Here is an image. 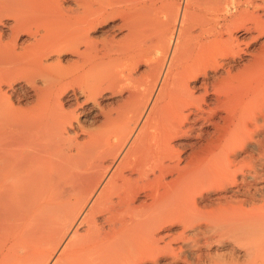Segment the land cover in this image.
<instances>
[{
    "label": "bare ground",
    "instance_id": "6f19581e",
    "mask_svg": "<svg viewBox=\"0 0 264 264\" xmlns=\"http://www.w3.org/2000/svg\"><path fill=\"white\" fill-rule=\"evenodd\" d=\"M172 12L0 0V264L175 262L212 227L264 264V14L244 41Z\"/></svg>",
    "mask_w": 264,
    "mask_h": 264
},
{
    "label": "rangeland",
    "instance_id": "374dc122",
    "mask_svg": "<svg viewBox=\"0 0 264 264\" xmlns=\"http://www.w3.org/2000/svg\"><path fill=\"white\" fill-rule=\"evenodd\" d=\"M209 2H213L214 6L203 0H193L190 3H187L185 0H172L173 12L171 18H174L175 12L178 10V14L180 15L177 16V22L183 20V27L185 29L184 34L186 37L193 39L196 37L211 35L213 33L222 34L224 37H227L230 32H227L226 28L228 26H233V35H236L240 40L247 41L251 35L256 34L254 27L257 14H264V2L262 0H209ZM215 3L218 6L215 5ZM117 23H119L118 19L107 22L101 27V29H99L100 31H97L96 36H101L99 38H102L110 32H114L117 37L121 36L124 31H118L117 29L112 28L113 25ZM176 27H178V23L176 24ZM222 30H224V34ZM254 46L252 45L250 49H253ZM66 58H70V56H66L65 59ZM144 70L145 65H140L138 67L139 72H143ZM103 95L104 96L100 98L101 100L99 99L102 107L113 104L120 98V95L111 96L109 92H105ZM88 118V116L81 117L84 121ZM171 228L173 233L181 231L179 225ZM213 228L214 227L209 230L211 233L209 231L205 233L207 234L206 236L202 233L198 234L199 232L193 234L190 232L191 230H188L186 233L188 236L186 241L182 242L180 239H178L179 242L175 241L176 243L174 245L176 246L182 243L180 245L181 249H177L180 250L177 251V260L173 262L170 255H164L158 262L160 264H251L250 258L245 256L247 247L245 242L236 240V235H233V238L235 239L229 237L230 234H232L231 230L219 228L221 231L214 232ZM215 228L216 230H219L218 227ZM220 232H223L225 235ZM227 234H229V236ZM222 235L223 237H221ZM224 236H226V238ZM227 236L232 240L229 238L227 239ZM166 240L167 238L165 237V242ZM203 240L207 241L203 242ZM149 264L153 263L149 262Z\"/></svg>",
    "mask_w": 264,
    "mask_h": 264
}]
</instances>
